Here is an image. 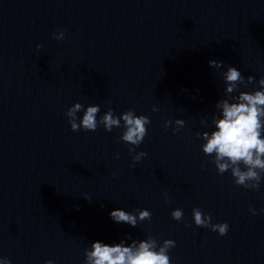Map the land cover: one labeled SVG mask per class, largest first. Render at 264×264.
<instances>
[{
  "label": "water",
  "instance_id": "95a60500",
  "mask_svg": "<svg viewBox=\"0 0 264 264\" xmlns=\"http://www.w3.org/2000/svg\"><path fill=\"white\" fill-rule=\"evenodd\" d=\"M227 66L254 78L241 91L259 90L264 0H0V255L83 264L92 242L152 236L175 242L171 264H264V178L255 192L235 186L196 136L214 130L200 122L224 98ZM75 103L99 105L98 118L109 107L147 116L135 150L146 157L132 163L119 128L71 131L64 114ZM177 119L173 135L164 123ZM193 208L227 234L196 228ZM117 209L151 219L117 224Z\"/></svg>",
  "mask_w": 264,
  "mask_h": 264
},
{
  "label": "clouds",
  "instance_id": "9594fccd",
  "mask_svg": "<svg viewBox=\"0 0 264 264\" xmlns=\"http://www.w3.org/2000/svg\"><path fill=\"white\" fill-rule=\"evenodd\" d=\"M67 29H62L52 34V38L62 41ZM37 50L42 46L37 45ZM208 66L215 70L224 67L222 61L209 60ZM219 75L225 85L224 98L219 99L214 106V113L209 121L201 120V126L212 128L208 132H197L196 136L203 141L200 150L205 156L211 157L210 163L214 165L216 173L223 175L230 173L234 185L247 191H258L261 180L264 178V77L256 82V88L251 92L241 91L252 85L254 78H245L235 67L227 66L226 71H220ZM237 93V95H232ZM158 109L154 106L152 112ZM82 116H77L81 113ZM100 106H87L80 103L73 104L65 112L70 130L73 132H95L103 127L106 133L113 128L121 129L119 141L128 145L127 151L132 155V163L137 164L146 157V153L135 152L148 134L147 126L151 123L145 115H136L128 110L117 116L109 107L102 116ZM181 119L175 121L166 120L164 127L174 125L173 135L184 127ZM119 159V154L116 155ZM203 167V165H202ZM165 203H168L167 193H164ZM91 203L87 196L83 197ZM103 207V206H101ZM78 210V209H77ZM253 216L257 215L254 208L248 209ZM264 212V209L260 210ZM110 219L117 223L127 224L132 228L139 223L150 220L151 213L148 210L133 209L132 212L117 209L109 213ZM171 219L180 222L183 218L181 209L173 210ZM192 223L196 228L210 229L218 236H224L228 231V224L211 223V216L203 213L199 208H193L191 213ZM188 227V225H185ZM131 241L125 246V241ZM175 247L173 240H164L158 244L152 236L137 241L130 236L111 245L101 241L92 242L90 250H84L83 264H171L169 251ZM0 264H12L11 260L0 255ZM44 264H54L52 260H45Z\"/></svg>",
  "mask_w": 264,
  "mask_h": 264
}]
</instances>
